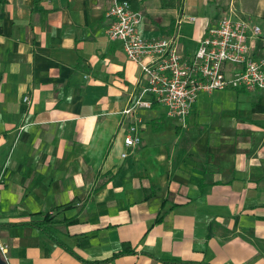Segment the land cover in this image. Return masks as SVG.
Returning a JSON list of instances; mask_svg holds the SVG:
<instances>
[{"label":"crops","instance_id":"crops-1","mask_svg":"<svg viewBox=\"0 0 264 264\" xmlns=\"http://www.w3.org/2000/svg\"><path fill=\"white\" fill-rule=\"evenodd\" d=\"M115 1L147 39L183 19L187 58L231 5L264 38V0H0L8 264H264V94H202L185 129L164 107L142 110L128 150L121 112L141 70L106 36Z\"/></svg>","mask_w":264,"mask_h":264},{"label":"built area","instance_id":"built-area-1","mask_svg":"<svg viewBox=\"0 0 264 264\" xmlns=\"http://www.w3.org/2000/svg\"><path fill=\"white\" fill-rule=\"evenodd\" d=\"M107 14L112 19L105 30L107 38L121 41L128 59L141 70L135 91L121 112L120 131L128 150L141 143L142 110L164 107L167 116L185 129L202 94L227 90L264 94L262 29L233 5L216 26L207 29L196 53L189 58L181 47L183 19L176 21L172 35L147 39L138 29L142 16L128 1H115ZM258 42L263 43L261 49ZM23 101L31 104L28 95ZM128 155V151L122 154L123 158ZM7 254L0 238V256L8 261Z\"/></svg>","mask_w":264,"mask_h":264},{"label":"trees","instance_id":"trees-1","mask_svg":"<svg viewBox=\"0 0 264 264\" xmlns=\"http://www.w3.org/2000/svg\"><path fill=\"white\" fill-rule=\"evenodd\" d=\"M35 2L38 0H34ZM162 6L164 8H179L181 6V0H162ZM2 181L1 175H0V183Z\"/></svg>","mask_w":264,"mask_h":264},{"label":"water","instance_id":"water-1","mask_svg":"<svg viewBox=\"0 0 264 264\" xmlns=\"http://www.w3.org/2000/svg\"><path fill=\"white\" fill-rule=\"evenodd\" d=\"M0 264H8V262L0 256Z\"/></svg>","mask_w":264,"mask_h":264}]
</instances>
